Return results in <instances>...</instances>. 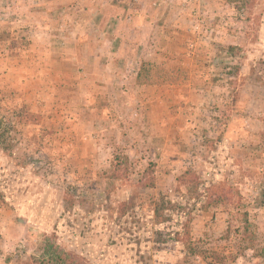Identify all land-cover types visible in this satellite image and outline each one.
<instances>
[{"label": "rangeland", "instance_id": "rangeland-1", "mask_svg": "<svg viewBox=\"0 0 264 264\" xmlns=\"http://www.w3.org/2000/svg\"><path fill=\"white\" fill-rule=\"evenodd\" d=\"M0 118V264H264V0H0Z\"/></svg>", "mask_w": 264, "mask_h": 264}, {"label": "trees", "instance_id": "trees-1", "mask_svg": "<svg viewBox=\"0 0 264 264\" xmlns=\"http://www.w3.org/2000/svg\"><path fill=\"white\" fill-rule=\"evenodd\" d=\"M8 139V130L0 118V150L3 152H9L12 149V146L8 145ZM257 254L260 258L264 259V242L262 247L257 251ZM60 262L61 260L59 259L55 264H59Z\"/></svg>", "mask_w": 264, "mask_h": 264}]
</instances>
